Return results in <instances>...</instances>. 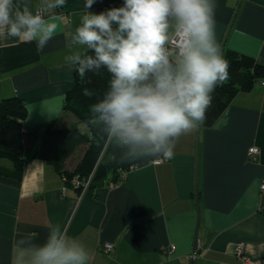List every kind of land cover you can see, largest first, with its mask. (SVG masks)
Returning <instances> with one entry per match:
<instances>
[{
    "label": "crops",
    "instance_id": "crops-1",
    "mask_svg": "<svg viewBox=\"0 0 264 264\" xmlns=\"http://www.w3.org/2000/svg\"><path fill=\"white\" fill-rule=\"evenodd\" d=\"M123 2L95 0L89 11ZM14 3L38 6V0ZM84 3L66 0L56 9L61 27L40 52L35 42L0 40V98L25 101L27 129L77 122L64 108L77 72L64 57ZM214 3L220 50L237 8L223 57L234 50L264 64V0ZM251 146L260 148L257 161L248 158ZM84 150L81 146L68 158V168ZM174 153L171 160L137 166L117 183L106 181L85 192L69 185L63 193V174L38 157L28 161L21 179L0 176V263L12 264L22 235L43 243L48 226L59 224L86 246L90 264H259L264 257V80L238 93L214 124L201 123L198 145L194 129L176 141ZM240 243L243 255L235 251ZM107 244H113L112 251H106Z\"/></svg>",
    "mask_w": 264,
    "mask_h": 264
},
{
    "label": "clouds",
    "instance_id": "clouds-1",
    "mask_svg": "<svg viewBox=\"0 0 264 264\" xmlns=\"http://www.w3.org/2000/svg\"><path fill=\"white\" fill-rule=\"evenodd\" d=\"M85 0L79 24L68 36L70 69L81 77L104 69L103 95L89 105L96 126L123 161L174 157L176 141L205 122L213 92L229 79V61L215 38L214 0H124L95 13ZM66 0L38 6L0 0V40L35 42L42 51L61 27L56 9ZM175 41V43H173ZM83 48V51L73 50ZM90 83V81H88ZM86 97L96 95L83 88ZM43 243L22 235L12 264H90L86 246L59 224Z\"/></svg>",
    "mask_w": 264,
    "mask_h": 264
},
{
    "label": "trees",
    "instance_id": "trees-1",
    "mask_svg": "<svg viewBox=\"0 0 264 264\" xmlns=\"http://www.w3.org/2000/svg\"><path fill=\"white\" fill-rule=\"evenodd\" d=\"M224 59L229 61V79L213 92L204 126L214 124L238 93L252 91L264 80V64L255 57L230 50ZM109 78L104 69L99 74L88 72L85 77L76 72L75 84L66 95L64 108L76 116L77 122L65 127L51 122L42 131L27 129L25 101L19 97L0 98V176L21 179L28 161L38 157L54 164L68 180L75 175L88 177L93 172L91 187H94L106 181L117 183L123 170L155 160L123 161L119 150L109 145L98 128L88 122L89 105L103 95ZM85 87L93 89L96 95L84 96ZM81 146L85 147L83 154L73 168H68V158ZM259 264H264V257Z\"/></svg>",
    "mask_w": 264,
    "mask_h": 264
},
{
    "label": "built area",
    "instance_id": "built-area-1",
    "mask_svg": "<svg viewBox=\"0 0 264 264\" xmlns=\"http://www.w3.org/2000/svg\"><path fill=\"white\" fill-rule=\"evenodd\" d=\"M173 43H175V41H173ZM260 156V148L258 146H251L248 150V158L252 161H257L259 159ZM154 164H160L162 162H164L163 159H155L152 161ZM137 167V165H132L130 167V169ZM123 170L122 174H121V179H123L126 175L127 172L130 170ZM64 180L66 182V185L63 187V193L66 192V189L68 188V186H72L73 188L80 190L81 192H85L86 190H88L89 188H91V182L93 179V172L88 176V177H82L80 175H75L74 177H72L70 180L67 179L66 176H64ZM261 188L264 189V183L261 185ZM114 248L113 244H107L106 245V251H112ZM176 246L173 245L171 246V251L175 250ZM235 251L237 254L239 255H243V247L242 244L240 243L236 248ZM245 260L247 259L246 257H244Z\"/></svg>",
    "mask_w": 264,
    "mask_h": 264
},
{
    "label": "water",
    "instance_id": "water-1",
    "mask_svg": "<svg viewBox=\"0 0 264 264\" xmlns=\"http://www.w3.org/2000/svg\"><path fill=\"white\" fill-rule=\"evenodd\" d=\"M236 13H237V8H236V10H235V12H234V15H233V18H232V20H231V22H230V25H229V27H228V30H227V32H226V34H225V36H224L223 44H222V47H221L222 55H223L224 46H225V44H226L227 37H228V34H229L230 29H231V27H232V23H233V20H234V17H235V15H236ZM200 125H201V124H200ZM200 125H198L197 128H196V140H197V145H198V143H199V138H200ZM197 150H198V148H197ZM196 196H197V191H196ZM197 198H198V197H197ZM197 198H196V201H197V209H198V211H199V205H198V199H197ZM198 225H199V223H198ZM197 247H198V238L196 237L195 245H194V251H196Z\"/></svg>",
    "mask_w": 264,
    "mask_h": 264
},
{
    "label": "rangeland",
    "instance_id": "rangeland-1",
    "mask_svg": "<svg viewBox=\"0 0 264 264\" xmlns=\"http://www.w3.org/2000/svg\"><path fill=\"white\" fill-rule=\"evenodd\" d=\"M9 162V161H8Z\"/></svg>",
    "mask_w": 264,
    "mask_h": 264
}]
</instances>
